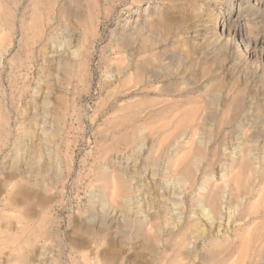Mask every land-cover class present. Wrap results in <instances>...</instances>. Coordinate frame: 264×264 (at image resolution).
Masks as SVG:
<instances>
[{
    "label": "rangeland",
    "instance_id": "rangeland-1",
    "mask_svg": "<svg viewBox=\"0 0 264 264\" xmlns=\"http://www.w3.org/2000/svg\"><path fill=\"white\" fill-rule=\"evenodd\" d=\"M0 264H264V0H0Z\"/></svg>",
    "mask_w": 264,
    "mask_h": 264
},
{
    "label": "bare ground",
    "instance_id": "bare-ground-1",
    "mask_svg": "<svg viewBox=\"0 0 264 264\" xmlns=\"http://www.w3.org/2000/svg\"><path fill=\"white\" fill-rule=\"evenodd\" d=\"M24 35V34H23ZM64 66H67V64L65 65V64H63Z\"/></svg>",
    "mask_w": 264,
    "mask_h": 264
}]
</instances>
